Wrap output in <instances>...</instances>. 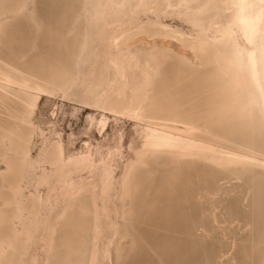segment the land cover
I'll use <instances>...</instances> for the list:
<instances>
[{"label":"rangeland","instance_id":"1","mask_svg":"<svg viewBox=\"0 0 264 264\" xmlns=\"http://www.w3.org/2000/svg\"><path fill=\"white\" fill-rule=\"evenodd\" d=\"M111 2L115 4L113 16L121 20L118 29L109 23L102 25L108 17L109 0H0V65L12 68V73L58 71L69 62L74 40L82 39L77 59L79 76L70 87L61 83L52 85L53 94H42L33 114L27 118L32 128L31 159H38L44 140H59L65 157L90 152L96 160L119 150L125 161L139 148V122L108 109L105 100L95 103L93 89L87 84L93 51L131 26L129 10L122 9V1ZM138 5L141 9L145 7L143 2ZM137 16L145 20L147 14L139 12ZM196 19L198 25L193 26L190 18L183 15L160 16L163 26L178 28L182 36L156 37L153 41L145 35L129 36L135 28L123 33L126 48L139 58L130 71L139 72L148 103L158 101L161 95H156L157 88L168 84H173L168 99L180 110L196 106L206 111L203 97L220 85L234 87H227V94L234 92L251 98L254 82L236 43L217 33L213 36L221 25L219 19L200 22ZM119 51L123 53V48ZM105 76L98 71V79L104 78L97 86L99 90L110 86L109 76ZM117 86H121V80ZM248 112V105L234 113L226 107L221 113L223 129L243 126V132H250L254 124L247 119ZM102 116L107 118L104 127L99 123ZM238 135L239 131L235 133ZM124 161L117 163L118 173L125 172ZM156 168L160 173L156 174ZM5 169L0 160V173ZM140 170L143 184L136 192L139 198L135 222L129 229L134 238H125L115 264H249L247 255L256 250L254 243L261 241L258 225L264 220L263 166L249 163L220 166L187 160L179 166L163 162L150 168L142 166ZM228 174L236 175L238 180H219ZM35 176L26 172L20 188L15 189L0 175L1 234L23 212L17 202L19 197L25 198L34 190L46 193V186L35 182ZM145 186L151 189L145 192ZM37 237L29 253L41 252ZM73 238L64 239L68 242ZM1 241L4 259L0 264H10L11 255L7 251L11 241L7 242L9 246ZM55 250L52 242L48 254Z\"/></svg>","mask_w":264,"mask_h":264},{"label":"bare ground","instance_id":"2","mask_svg":"<svg viewBox=\"0 0 264 264\" xmlns=\"http://www.w3.org/2000/svg\"><path fill=\"white\" fill-rule=\"evenodd\" d=\"M121 1L122 9L129 10L131 26L105 40L102 48L93 49L94 59L87 84L93 89L95 103L105 100L108 109L139 122L140 146L133 151L132 158L124 161L119 150L100 160L90 152L65 157L59 140H44L38 159L29 156L32 128L27 118L33 114L42 94H53L52 85L61 83L70 87L79 76L80 37L72 43L69 62L58 71L35 74L16 70L12 73V68L0 65V160L6 167L0 175L9 186L19 189L25 173L31 171L36 174L34 181L47 188L44 195L34 190L25 198L19 197L21 216L10 223L4 234L0 232L5 245L11 241L7 251L11 255L10 264H115L125 238H134L129 229L135 222L139 198L136 192L143 184L142 166L150 168L163 162L179 166L194 160L220 166L249 163L264 167V39L261 37L259 0ZM142 2L145 4L143 9L138 5ZM241 2L257 7L245 10L233 7ZM113 5L109 0L108 17L102 25L109 23L118 29L121 20L113 16ZM139 12L147 14L145 20H139ZM166 14L189 17L193 26L198 25L197 17L199 22L219 19L221 25L213 36L217 33L231 39L242 52L254 82L251 98L246 94H227L228 88L234 87L220 85L203 97L202 105L206 111L196 106L180 110L168 99V90L173 85L168 84L157 88L156 95H161L158 101L148 103L144 99L146 92L142 91L144 83L139 72L130 71L139 58L126 48L123 33L135 28L129 36L145 35L153 41L156 37L182 36L178 28L159 22L160 16ZM98 71L100 76H109V87L99 90L97 86L104 78L98 79ZM119 80L121 86H117ZM251 102L254 103L250 105ZM245 105L249 107L246 117L254 124L250 132H243V126L223 129L221 113L226 107L234 113ZM99 123L104 127L107 118L102 116ZM237 131L239 135L235 136ZM119 161H124L125 172L122 174L117 171ZM159 171V168L155 169L156 174ZM231 179L238 180V177L228 174L219 178L226 182ZM144 188L145 192L151 189L149 186ZM258 227L261 241L254 243L256 250L247 255L249 264H264V220ZM36 236L39 242L36 245L41 252L29 253ZM71 237L75 238L68 242L64 239ZM52 242H55L56 250L50 255L48 250ZM3 259L0 253V262Z\"/></svg>","mask_w":264,"mask_h":264},{"label":"snow or ice","instance_id":"3","mask_svg":"<svg viewBox=\"0 0 264 264\" xmlns=\"http://www.w3.org/2000/svg\"><path fill=\"white\" fill-rule=\"evenodd\" d=\"M258 6L261 9V17H260V20L261 21H264V2H261ZM233 7L239 8L241 10H245V9H249V8H255V7H257V5L247 4V3L241 2V3L234 4ZM253 32H254V29H253ZM249 42H251V38H249ZM137 115H140V113H137Z\"/></svg>","mask_w":264,"mask_h":264},{"label":"clouds","instance_id":"4","mask_svg":"<svg viewBox=\"0 0 264 264\" xmlns=\"http://www.w3.org/2000/svg\"><path fill=\"white\" fill-rule=\"evenodd\" d=\"M261 2H264V0H259V4H260ZM258 7H259V6H258ZM259 9H260V7H259ZM260 17H261V9H260ZM260 22H261V27H262L261 37H262V39H264V21H261V20H260Z\"/></svg>","mask_w":264,"mask_h":264}]
</instances>
